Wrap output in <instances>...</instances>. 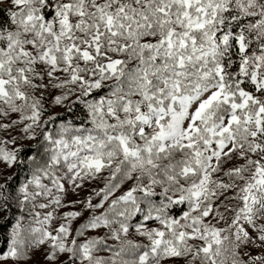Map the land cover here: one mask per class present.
Masks as SVG:
<instances>
[{
	"label": "snow or ice",
	"instance_id": "1",
	"mask_svg": "<svg viewBox=\"0 0 264 264\" xmlns=\"http://www.w3.org/2000/svg\"><path fill=\"white\" fill-rule=\"evenodd\" d=\"M0 264H264V0H0Z\"/></svg>",
	"mask_w": 264,
	"mask_h": 264
}]
</instances>
